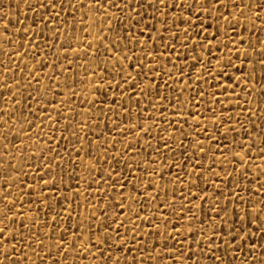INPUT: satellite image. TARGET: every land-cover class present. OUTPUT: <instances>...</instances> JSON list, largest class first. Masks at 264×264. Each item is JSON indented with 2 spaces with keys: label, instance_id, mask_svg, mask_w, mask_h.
<instances>
[{
  "label": "rangeland",
  "instance_id": "obj_1",
  "mask_svg": "<svg viewBox=\"0 0 264 264\" xmlns=\"http://www.w3.org/2000/svg\"><path fill=\"white\" fill-rule=\"evenodd\" d=\"M38 2L39 0H0V116L3 117L0 119V134L11 128V132L8 133L7 154L4 149L5 141L0 138V186H2L0 187V197L3 195V189L11 186L8 199L16 198L17 202L12 211L16 213L15 220L23 221L26 226V228L20 229L25 233V240H27V229L32 231L39 229L40 235L37 239H42L44 244L43 248L35 243L32 244L35 254L28 249H23L28 252V258L22 257V264H39L36 258L37 254L44 258V264H51L52 258L58 264H104V260L109 256L112 259L108 261V264H123L121 256L130 260L133 253L128 249L132 245L129 243L125 247H120L115 240L114 233L110 241L111 249L103 243L99 250L92 247L100 235L95 232V229L98 227V222L103 220L100 211L96 209L97 203L106 206L109 217L116 211L111 204L107 203L109 198L114 202L119 201L125 204V212L116 215V221H120L121 216L127 215L130 209L139 212V216L134 215L131 220H125L128 229L125 239L131 236L133 224L138 225L137 240L143 244L144 252H150L152 256L160 253V258L153 261L152 264H172L165 251L162 250L175 248L177 245L173 244V240L184 244L185 254L189 250L190 243L191 250L196 252L195 259H198L200 264H212L211 259L199 254L197 240L200 237V219L204 213H207V218L210 221L212 219L219 221L220 219V217L213 216L212 210L217 208L215 196L211 198L213 201L211 204L208 200L203 202L202 212L200 196L204 193L199 192L198 188H192L191 184H198L200 188L204 189V192H211L217 184L220 185L216 195H220L221 203H224V198L228 196L229 191L233 190V182H235L239 185L235 191L240 196H247L248 193H251L252 199L256 203L264 202V197L257 190L258 185L264 184V155H261L264 143L261 142L260 137V132L264 130V118L260 115L264 112V95H262L264 89L261 88L264 81L261 80L259 64H251L240 54L242 50L246 49L252 59H259L258 53L254 52L253 48H249L248 44L251 41L258 49L260 44L255 43L257 37L264 40V26H261V21L246 19L245 17L254 15L246 10L245 17H240V23L235 25V37L233 30L226 32L227 41L233 38L237 39L235 46L229 43L226 49L224 48V43L227 42L225 39L226 25L221 18L218 22L221 34L217 36V39L221 41V50L217 51L213 41L211 53L215 58H212L208 51L201 54L199 48L195 52L191 50L193 40H200L202 37L193 35V40L188 41L187 55H185V46L182 44V35H178L174 42L170 39L173 31V28L170 27L174 19L173 14L179 15L181 18L189 15L187 12L181 14L175 8L168 11L167 22L164 21L163 16L165 9L161 8L156 14L155 28L158 32H152V35L157 36L154 47L150 37H140L135 28L128 29L127 19L123 21V29H115L116 33L123 32V36L117 42L116 36L109 31V28L112 27L110 21L103 19L101 23V14L95 12L94 8L93 11H89V7L95 4V0H65V9L57 10L60 13L57 17L60 23L56 24L55 21L49 20L47 22L49 27H45L40 19H36L35 24L33 23L34 17L49 15L36 7ZM135 2L136 0H132L134 7ZM148 2L154 3V0H148ZM236 3L239 4V0H236ZM108 12L113 17L120 15L111 9ZM229 12H232L233 16H238V13L232 10L230 3ZM144 14L145 19L151 21L152 9L146 7ZM227 14L225 13V15ZM261 15L264 17V13ZM9 17L12 23L8 24L9 31L5 33L3 25L7 23ZM192 19L194 20L195 17ZM202 19L209 25L208 35L211 38L215 34L212 27L213 21L210 16L202 15ZM82 21L83 23H81ZM175 22L179 24L181 30L187 28V25L180 23L179 19H176ZM143 23L141 21V26ZM49 28H52V31ZM57 29L62 35H53ZM196 29H199V25L196 26ZM25 30L28 31V35L24 34ZM86 31L87 35H85ZM133 35L135 36L134 40ZM124 36L133 42L128 43L124 40ZM159 36L163 37L162 41ZM5 37L11 42H6ZM240 37H243L244 44L239 43ZM109 40L114 43L110 44ZM141 40H147L143 47L140 44ZM45 41L51 44V48L46 46ZM203 42L208 43L207 40ZM115 43L119 44V51H116ZM165 43L170 45L169 50L165 49ZM106 48H113V52H107ZM129 48L134 50L129 52L127 51ZM149 50H153V55L158 59H150L142 54ZM229 50H231L234 68L243 69V71L224 70L217 77L216 69H224L229 57ZM17 52L19 55L16 54ZM33 52L37 53L35 58H33ZM195 55L200 56V63L193 67L194 62L188 60V57ZM45 56L47 59H44ZM129 56L132 58H125ZM177 56L181 57L179 61L176 60ZM220 56H224V60L217 64L216 59ZM206 57H208L207 61ZM140 62L144 63L145 71L138 76ZM41 63L43 68L40 67ZM174 63L185 73L183 78H181L180 70L173 66ZM205 63L212 66L207 68L206 73H198L196 69L200 67V64ZM53 64H55V68L52 67ZM149 64L153 66L154 71H147ZM189 68H192L190 73L188 72ZM21 69H23V73H21ZM156 72H161V75L156 77ZM166 72L171 73V79L164 74ZM245 73L248 74L247 81L243 79ZM38 74L39 85L35 80ZM226 75L231 76L232 79L226 80ZM125 76H127L126 81L123 79ZM198 76L204 77L200 79L199 84L196 82ZM237 77H241L239 86L235 84ZM217 79L219 83H217ZM16 81H19V87ZM117 84L123 86V92L116 87ZM165 84L167 87L164 86ZM227 84L233 85L231 90L222 87ZM146 85L147 87H145ZM157 85L160 87L158 88ZM253 85L254 87H252ZM241 87L245 88V92L241 91ZM142 90L146 93L144 96L140 95ZM201 90L205 93L202 100L199 98ZM152 93H160V95H152ZM246 95L250 104L245 103ZM169 96L173 102L179 97V101L182 103L173 107V104L169 103ZM225 96H228L229 100H225ZM237 96L240 98L241 108L249 109L240 115L239 122H237L236 116L240 109L236 107L234 99ZM25 97L27 99H24ZM130 97L138 99L139 103H135L134 99H130ZM216 100L220 102L216 103ZM89 104H92L91 109L88 107ZM98 109L100 111L97 118ZM189 110L191 115L187 114ZM213 110L217 114V120L225 112L232 117L230 121L228 116L224 117L225 122L232 127V131L225 134L224 124L215 123L212 117ZM251 111H255L256 114L250 115ZM42 112L45 116L51 114L52 122L46 121L42 125L40 119ZM57 112L60 113L59 121L56 120ZM129 112L131 116H129ZM105 116L108 118L107 127L105 126ZM5 120L8 121L7 125L4 123ZM32 120L35 122L31 128H28L27 123ZM114 122L116 123L115 130L108 131ZM133 124H136L137 127L130 131ZM38 125L40 127H37ZM85 125L87 127H84ZM255 125H259V128H256ZM214 126L220 129L219 134L213 131ZM64 127L68 128V132L62 133L61 129ZM181 129L183 135H181ZM204 130L211 134L208 140L204 139L203 134L196 135L197 132L202 133ZM72 131L77 132L75 138L70 135ZM249 131L252 133V141L245 134ZM168 135L172 137L169 141L172 151H166L157 139ZM13 137L15 138L13 139ZM114 137L115 148L112 147ZM81 140H83V148L79 147ZM253 141L255 142L254 146ZM194 142H203L205 148L203 155L200 154L198 148L193 149L189 146ZM126 143H132L133 147L127 155H124L123 149ZM158 144L161 152L164 153L163 158L155 157L153 148ZM181 145L183 147H180ZM209 145H211L210 148ZM49 147L63 156L62 163L52 164L48 159L49 156L52 157V160H57L58 157H56L55 151L52 153L47 151ZM105 148L108 149L106 157L104 155ZM42 149L44 154L40 155ZM71 149H75V151H71ZM137 149H140L139 154H137ZM118 150L120 160L127 161L132 165V177L140 175L136 165L139 164L140 167H143L144 160L149 159V170L154 168L156 175L152 176V187L147 189V193L143 191V188H146L148 184L147 178L139 181V185L143 186H138L139 190L133 188L131 184L125 185L123 200H120L116 193L111 191L112 177L108 175V172L111 171L109 164L115 159ZM77 151L79 155L76 154ZM233 153H241L235 157V162ZM93 156L100 158L92 159ZM152 157H155L154 164L151 163ZM46 163L52 171L45 179L55 176L56 183L60 188V191L55 195L51 189L44 188V193L48 197L47 204H51V209L47 208L45 201L39 196L40 188L36 183L37 176L43 175ZM12 165H15V170L12 169ZM61 168H63V173H61ZM121 168L127 172V167L124 164H117L112 175L115 176L116 173H119ZM97 170H99L98 176L95 175ZM161 172H163V178L160 176ZM213 172L219 173V178L214 176ZM228 174H231V179H225ZM25 176L28 177L27 180H25ZM61 178L64 181L62 185ZM13 179L15 180L14 186H12ZM102 180L107 183H97ZM205 180H207V184H205ZM21 182H23V187H21ZM120 183H123V177L120 178ZM135 183L136 181L132 180V184ZM29 184L33 186L31 194L27 193ZM40 184L42 187L43 182L41 181ZM104 188L109 189L107 194L100 192V189ZM119 190L118 183L116 191L119 192ZM22 192L25 194L21 199ZM189 192L199 194L196 199H192ZM99 196H104V198L98 199ZM132 197L143 203V211H139V203H133ZM240 207L243 208L244 205L241 204ZM182 208L184 212L181 216ZM3 209L4 203L0 201V211ZM237 211L239 212L240 209ZM45 213H47L46 216ZM57 213L59 216L56 223L60 227L53 230L48 226H40L45 219L51 224L53 216ZM11 214L9 213V215ZM93 214L96 216L95 220L90 219ZM193 214L196 220L190 225L188 218ZM220 215L223 217L224 213L222 212ZM144 216H148L147 222H141V218ZM236 219L239 220L240 216H237ZM231 220L232 217L229 215V221ZM158 222L159 226L157 227ZM81 224L83 227H78ZM89 224L92 228L91 240L89 239ZM211 226L209 223V227ZM117 227L121 234L125 233V227H121L118 223L112 225L113 229ZM189 227L194 229L195 236L188 235ZM217 227H219L218 224ZM249 227L252 229V233H257V235H252L251 240L245 237L242 247L237 248L233 244V248H235L233 264H242L250 252L256 260H264V254L260 251V245L264 244V237L258 235L260 227H264V225L258 222L257 225H249ZM64 228L68 229V233L63 237L67 247L58 253L55 245L59 242L60 234ZM177 229L182 235H177ZM149 232L153 234H147ZM75 234H79V239L75 240L74 248L72 240L75 238ZM165 237L169 239L165 241ZM215 244L222 245L223 241L213 239V245ZM252 244L257 245L255 251H251ZM13 245L17 248L20 247L17 241L0 240V260H3V249L5 247L11 249ZM152 245L156 246L152 247ZM200 246H204L202 242ZM117 248L119 251H116ZM48 250L52 251V258L46 255ZM64 252L67 254L62 255ZM101 252L104 253V256L100 255ZM9 255H12L11 251H9ZM135 255L138 264H142L140 261L142 253L136 252ZM216 255H220L227 264V260L231 259L232 254L225 257L223 247H221ZM188 264H192V261H189Z\"/></svg>",
  "mask_w": 264,
  "mask_h": 264
},
{
  "label": "snow or ice",
  "instance_id": "obj_2",
  "mask_svg": "<svg viewBox=\"0 0 264 264\" xmlns=\"http://www.w3.org/2000/svg\"><path fill=\"white\" fill-rule=\"evenodd\" d=\"M229 3L231 4V8L234 12L238 13V16H233L232 12H229ZM36 7L40 10H42L43 13H49V15H42V16H36L33 19V23L35 24L36 19H40L42 23L45 24V27H49L48 25V21L52 20L55 21L56 24H59L60 22L57 20V17L60 15L59 11H57L58 9H65L66 7V3L65 0H39V2L37 3ZM75 6L73 5V8ZM83 7V5H82ZM151 8L152 9V16H151V21L146 20L145 19V14H144V9L145 8ZM93 8L95 9V12H99L101 14L102 20L101 23L103 22V19H108L110 21V24H112V27L109 28L110 32H113V34L116 36V41H120L121 37L123 36V32L120 33H116L115 29H123L124 28V24L123 21L125 19H127V27L129 30H131L132 28L136 29V32L139 33L140 37H144V36H148L151 38L152 42H153V46L155 47V42L157 40V36L152 35L153 31H157L158 30L155 28V24L157 22V13L159 12V10L161 8L165 9L163 16H164V21L167 22L168 20V11L175 8L179 11V13H184L187 12L189 13V15L187 16H183L181 18V16L177 15V14H173L174 15V19L172 21V24L170 25V27L173 28V31L171 33L170 39L174 42L176 40V37L178 35H182L183 36V41L182 44L185 46V55H187V45H188V41L189 40H193V35L197 36V37H202V39L200 40H193L192 45H191V50L193 52L196 51L197 48L200 49L201 54H203L204 51H208L209 52V56L212 57V53H211V47L213 44V41L215 42V46L217 51L219 52L221 50L220 45H221V41H219L217 39V36H219L221 34L220 32V26H219V21L221 20V18H223L225 25H226V29H225V39L227 41V35L226 32L228 30H233V36L235 37V25L240 23V17H245V11L247 10L249 13H254V15H251L249 17H245L246 19H248L249 21H256L259 20L261 21V26H264V17H262L261 13H264V0H239V4L236 3V0H154L153 2H148V0H136L135 2V7L133 6L132 0H95V4L93 6L89 7V11H93ZM111 9L113 10L114 13H119L120 15L118 17H113L109 14L108 10ZM133 13H135V15H133ZM225 13H228L227 15H225ZM202 15L204 17H211L213 24L212 27L214 29V35L211 36V38H209L208 35V27L209 25L204 23V20L202 19ZM195 17V19L193 20L192 18ZM176 19H179L180 23L187 25V28L181 30L179 27V24H177L175 21ZM141 21H143V25L141 26ZM12 20L9 17L7 19V23H5L3 25V31L5 33H7L9 31L8 28V24H11ZM83 23V21L81 22ZM199 25V29H196V26ZM55 26V25H54ZM50 31H52V28H49ZM145 30H149V31H145ZM241 31H243V29H241ZM25 35H28V31L25 30ZM38 34V33H37ZM87 31L85 32V35H87ZM54 36H59L62 35V33L59 31V29H57L54 33ZM125 41H127L128 43H132V40H129L127 36L123 37ZM97 39H99V37H97ZM135 39V36L133 35V40ZM159 39L162 41L163 37L159 36ZM207 40L208 43L205 44L203 41ZM5 41L6 42H11L10 40H8L7 37H5ZM244 39L243 37L239 38V43L240 44H244ZM25 43H28V41H25ZM110 44H113L114 42L112 40H109ZM147 43V40H141L140 44L141 47H143V45ZM232 44L233 46H235V44L237 43V39L233 38L230 41H227L226 43H224V48H228V44ZM255 43L260 44V47L257 49L254 47V43L253 42H249L248 47L249 48H253V51L258 53L259 55V59H252L251 58V54L246 50H242L241 51V55H243L245 60H249V62L251 64H259L260 70H261V80L264 81V40H260L259 37H257ZM45 44L47 47L51 48V44H49L47 41H45ZM165 49L169 50L170 49V45H168L167 43H165ZM89 47H92V45H89ZM114 47L116 49V51H119V44L115 43ZM61 48H63V45H61ZM107 52H113V48H106L105 49ZM134 49H127V51L132 52ZM154 50V48H153ZM153 50H149L147 52L142 53L143 55L149 57L150 59H158V57H155L153 55ZM229 50V57L227 60V63L224 65V69H220L217 68L216 69V75L217 77H219V75L221 74L222 71L224 70H235V71H243V69H238V68H234L233 64H232V58H231V54H230ZM17 55H19V53H16ZM27 54V53H26ZM37 55V53L33 52V58H35ZM126 59H131L132 57H125ZM215 58V57H212ZM44 59H47V57L45 56ZM181 59L180 56L176 57V60L179 61ZM188 60L193 61V67H195L196 64L200 63V56L199 55H195V56H190L188 57ZM205 60H208V57L205 58ZM224 60V56H220L218 59H216V63L220 64L222 61ZM14 63V62H13ZM185 63L187 64V60L185 61ZM241 63H243V61H241ZM174 67H177L178 70L179 67L178 65H176L174 63L173 65ZM212 65L209 63H205V64H200V67L196 69V71L198 73H206L207 72V68L211 67ZM40 67L43 68V64H40ZM53 68H55V64L52 65ZM128 67L130 68L131 65L129 64ZM138 67L140 69V72L137 74L138 76L143 73L145 71L144 69V63L140 62L138 64ZM5 71H7V69H5ZM148 72H152L154 71L153 66L151 64H149ZM163 71V70H161ZM192 71V68L188 69V72L190 73ZM21 73H23V69H21ZM181 73V78L184 77L185 73L180 70ZM54 75L56 73H53ZM169 79H171V73L170 72H166L164 73ZM161 75V72H156L155 76L159 77ZM254 75V73H253ZM201 78H204L203 76H198L196 79L197 84H199V81ZM125 81L127 80V76H125L123 78ZM226 80H231L232 77L226 75L225 76ZM243 79L245 81L248 80V74L245 73L243 76ZM36 83L37 85H39V74L35 77ZM217 83H219V80L217 79ZM241 83V77H237L235 80V84L237 86H239ZM17 86L19 87V81H16ZM165 87H167V84L164 85ZM29 87H32V85H29ZM100 87H103V85H100ZM116 87L120 90V91H124L123 86L121 84H117ZM129 87H131V85H129ZM147 87V85L145 86ZM157 87L159 88L160 85H157ZM222 87H226L228 89H232L233 85L232 84H227L224 85ZM254 87V85L252 86ZM261 88L264 89V83L261 84ZM241 91L245 92V88L241 87ZM146 93L142 90L140 92L141 96H144ZM152 95H160V93H152ZM205 93L204 91H199V98L202 100L204 97ZM262 95H264V92H262ZM14 99V97H13ZM24 99H27L26 97ZM115 99V97L113 96V100ZM130 99H134L135 103H139L138 99H135L134 97H130ZM225 100H229L228 96L224 97ZM235 101H236V107L238 109H240V112L237 114L236 116V120L237 122H239V117L240 115L244 114V112L249 111V109L246 108H241L240 102H239V97H234ZM245 103L246 104H250V102L248 101L247 95L245 96ZM169 103L173 104V107H176L178 104H181L182 102L179 101V97H177L176 101L173 102L171 96L168 97ZM39 101L37 100V103ZM216 103H219V100L215 101ZM19 103V102H17ZM149 103H151V101L149 100ZM89 109L92 108V104H89ZM122 107V106H121ZM99 109L97 110V118L99 117ZM31 115V112L29 113ZM188 115H191V111L189 110V112L187 113ZM255 111H251L250 115H255ZM5 115H7V113H5ZM261 117L264 118V112L260 113ZM129 116H131V113L129 112ZM228 116V120L230 121L232 119V117L227 113H223L220 118L217 120V114L215 112V110L212 111V117L213 120L215 121L216 124L219 123H223L224 124V132L225 134L229 131H232V127L230 126L229 123L225 122L224 117ZM247 118V117H246ZM0 119H3L2 116H0ZM17 119H19V117H17ZM41 124L43 125L46 121L47 122H52V116L51 114L45 116L43 115V112L41 114ZM60 119V113L57 112L56 113V120L59 121ZM107 116H105V126L107 127ZM161 119H163V117H161ZM35 121H29L27 123V127L31 128L32 124ZM5 125L8 124V121L5 120L4 121ZM69 123H71V121H69ZM185 123H187V121H185ZM37 127H40V125H38ZM84 127H87V125H85ZM137 125L133 124L131 125L130 131L131 129L136 128ZM189 127H191V125H189ZM256 128H259V125H255ZM116 128V123L114 122L112 125V128L108 129V131H114ZM54 131V129H53ZM62 133L64 132H68V128L64 127L61 129ZM89 131H91V128H89ZM181 135H183V130L181 129ZM213 131L216 132L217 134H219L220 129L218 127H213ZM11 132V128L7 129V132H4L3 134H0V138H2L5 141L4 144V149H5V153H8V148H9V144L7 143L8 141V133ZM203 134L204 139L208 140L209 136L211 135L207 130H204L202 133L201 132H197L196 135L199 136ZM245 134L249 137V140L252 141L253 137H252V133L249 132H245ZM70 135L75 138L77 136V132L76 131H72L70 133ZM137 136H139V133H137ZM260 137H261V142L264 143V130H262L260 132ZM15 137H13L14 139ZM160 141V144L163 145L164 149L166 151H172V148L170 146L169 141L172 139L171 135H168L167 137H158L157 138ZM214 142V141H213ZM50 143V141H49ZM91 143V142H89ZM138 143V141H137ZM254 141H253V146H254ZM83 140H81L79 147L83 148ZM191 148L193 149H199V152L201 155H203L205 153V148L203 146V142H194V143H190L189 145ZM112 147L115 148V137L113 138L112 141ZM133 147L132 143H126L123 149V154L127 155L128 152L130 151V149ZM149 147H152L151 145H149ZM180 147H183V145H181ZM211 147V145H209V148ZM47 151L49 153L54 152L55 150L52 149L51 147H49L47 149ZM69 151V150H66ZM71 151H75V149H71ZM153 151L155 153V157H161L163 158L164 153L161 152V148L160 145H156L153 148ZM140 149H137V154H139ZM44 154V150L42 149L40 151V155ZM77 155H79V152H76ZM195 155V153H193ZM55 155L56 157H58L57 160H52V157L49 156V160L52 162V164H56L59 165L60 163L63 162V156L60 155V153L58 151H55ZM104 155L105 157L108 155V149L105 148L104 150ZM241 155V153H233V160L235 162V157ZM261 155H264V149L261 150ZM155 157L151 158V163H155ZM100 157H96L93 156L92 159H99ZM10 163V161H9ZM117 164H124L127 167V172L124 171V168L120 169L119 173H116L115 176H113L112 174L115 172V166ZM138 172L140 173V175L136 176V177H132V171H133V167L131 164H128L127 161H122L120 160V152L119 150L117 151V154L115 156V159L109 164V169H111L110 172H108V175L112 177V184H111V191L115 192L117 197L120 198V200H123V191H124V186L125 185H129L131 184L133 188L139 190V187H143L139 185V181L141 179L147 178L148 180V184L146 188H143V191L145 193H147V189L152 187V183H151V178L152 176L156 175V170L153 168L151 170H149V159H145L144 160V166L140 167L139 164L136 165ZM197 167H199V165H197ZM45 171L43 172V175H38L37 176V187L40 188V192H39V196L43 198V200L45 201V204L47 206L48 209H51V204H47V199L48 197L45 195L44 193V188H49L51 189L52 193L55 195V193H57L58 191H60L59 186L56 183V177L53 176L51 179H45V177H47L49 175V173L52 171V169L48 166V164L46 163L44 165ZM12 169L15 170V165H12ZM91 170V169H90ZM170 171V169H169ZM61 173H63V168H61ZM95 175H99V170H97L95 172ZM213 175L216 176L217 178H219V173H215L213 172ZM161 178H163V172L160 173ZM123 177V183H120V178ZM131 177V179H130ZM199 178V177H198ZM28 177L25 176V180H27ZM225 179H231V174H228V176ZM132 180H135L136 183L132 184ZM43 182V186L41 187L40 182ZM61 185L64 183L63 179L61 178L60 181ZM97 183H107V181H98ZM119 183L120 185V190L119 192L116 191V185ZM15 184V180L13 179L12 181V186H14ZM205 184H207V180H205ZM139 186V187H138ZM2 187V186H0ZM21 187H23V182H21ZM89 187H91V184H89ZM192 188H198L199 192H203L204 194L200 196V208L201 211L203 212V202L205 200H208L209 204H211L212 201V197L215 196V203L217 204V208L213 209V216L214 217H220L219 221H216L214 219H212L211 221L207 218V213H204V215L201 217L200 219V237L197 240V249L199 250V254L201 256H205L208 257L209 259H211L212 264H225V260L220 256V255H216L217 252H219L221 250V247H223L224 250V256L228 257L229 254L231 253V259L227 260V264H233V260H235V248H233V244H235V246L237 248L242 247V242L244 240L245 237H247L249 240H251L252 235H257V233H252V229L249 227V225H257L258 222L262 225H264V202H260V203H256L253 199H252V194L248 193L247 196H240L239 193L237 191H235L236 188L239 187L238 184H236L235 182H233V190L229 191L228 196L224 198V203H221V198L220 195H216V193L219 191L220 189V185H216V187L211 191V192H204L203 188H200V186L196 183H192L191 184ZM257 190L259 191L260 195L262 197H264V184H260L257 187ZM33 191V186L31 184L28 185L27 187V193L31 194ZM11 192V186L7 189H3V195L2 197H0V201H2L4 203V209L2 211H0V240L3 241H7L8 239L17 241L20 244V247L17 248L15 245H13L11 247V249H9L8 247H5L3 249L2 252V256H3V260H0V264H22V257L24 259L28 258V252L23 251V249H28L29 251H31L33 254H35V248L32 247V244L35 243L37 246H39L40 248L44 247L43 241L42 239H37V237L40 235V230L37 229L36 231H32L31 229H27V240H25V233L21 232L20 229L21 228H26V226L23 224V221H19L17 222L15 220V216L16 213H14L12 211L13 206L15 205L16 198L13 197L11 200L8 199L9 194ZM101 193L107 194L109 192L108 188H104V189H100ZM24 192L21 193V199L24 196ZM199 193H192L189 192V195L192 197V199H196V196ZM158 195V192H157ZM104 196H99L98 199H103ZM133 203H139V211H143V203L142 202H138L135 200L134 197L131 198ZM108 204H111L112 207L114 209H116V211L113 212L112 216L109 217V215L107 214L106 211V206L105 205H101L99 203H97L96 205V209L98 211H100L101 215L103 216V220L98 222V227L95 229V232L99 233L100 235L97 237V241L95 244L92 245V247L97 248V250H99V247L101 245V243H103L104 245H106L109 249L112 248V244L110 243V241L112 240V234H115V240L117 243H119L120 247H125L126 245H128L129 243L132 245V247H130L128 249L129 252H132V256L129 259L124 258V256H121V260H123V264H138L137 258L135 253L136 252H140L142 253L141 257H140V261L142 262V264H152L153 261H155L156 259L160 258V253L158 252L155 256H152L150 254V252L145 253L144 252V246L143 244L137 240V237L139 235V226L133 224L132 226V234L130 237H128L127 239H125V236H127L128 233V229L125 225V220H131L132 216H139V212H137L135 209H130L129 213L127 215L121 216L120 221H116L115 220V216L116 215H120L122 213L125 212V204L120 203L119 201L114 202L111 198L108 199L107 201ZM241 204L244 205L243 208H241ZM231 205V207H230ZM195 207V206H193ZM237 209H240V211L238 212ZM37 212H39V209H37ZM184 212V209H181L180 215L182 216ZM224 213V216L221 217V213ZM9 213H12L11 215H9ZM242 213V215H241ZM47 215V213H45V216ZM229 215H231L232 220L229 221ZM59 216V213H57L55 216H53L52 218V222L51 224H49V222L47 221V219L44 220V222L40 225L41 227L44 226H48L51 229H56L58 227H60V225H58L56 223V220ZM240 216V219L237 220L236 217ZM91 220H95L96 216L95 214H93L90 217ZM148 216H144L141 218V222H147L148 221ZM189 224L191 225L195 220L196 217L193 214L192 216H190L189 218ZM37 223H39V221H37ZM118 223L121 227H125V233L121 234L119 227L117 228H112V225ZM209 223H211V227H209ZM165 224H167V221H165ZM217 224L219 225V227H217ZM225 225H227V227H225ZM159 226V222L157 223V227ZM78 227H83V224L78 225ZM89 227V239L91 240L92 237V228H91V224L88 225ZM173 227H175V225H173ZM9 229H11V231H9ZM233 229H235V232H233ZM68 233V229L64 228L63 231L60 234L59 237V242L55 245L56 251L58 253L61 252V249L66 248L67 246L64 243L63 237L64 235H66ZM251 233V235H250ZM147 234H153L151 232L147 233ZM177 235L180 236L182 235V233L180 232L179 229H177ZM188 235L189 236H195V231L192 227L188 228ZM258 235H260L261 237H264V227H260V232L258 233ZM239 237V239H237ZM79 239V234H75V238L72 240V245L75 248V240ZM165 241H167V239H169L168 237L164 238ZM213 239L216 240H222L223 244H215L213 245ZM201 242L203 243V247H201ZM173 244L177 245L175 248H168L166 250H162L165 251V254L168 256V258L172 261V264H177V262L179 261V264H188L189 261H192V264H200V261L198 259H195L196 256V252L191 250V244L189 243L188 248L189 250L187 251V253L185 254V246L183 243H181L180 241H176L173 240ZM156 245H152V247H155ZM257 245L256 244H252L251 245V251H255ZM9 251H11L12 255H9ZM89 251H91V249H89ZM116 251H119V249L117 248ZM260 251L262 254H264V244L260 245ZM67 253L64 252L62 253V255H66ZM46 255L49 258H52V251L48 250L46 252ZM101 256H104V253L101 252L100 253ZM37 260L39 261V264H44V258L40 255L37 254ZM112 257L109 256L108 259L104 260V264H108V261L111 260ZM51 264H58V262L52 258L51 259ZM242 264H264V260H256V258H254L251 255V252L249 254V256L242 262Z\"/></svg>",
  "mask_w": 264,
  "mask_h": 264
}]
</instances>
